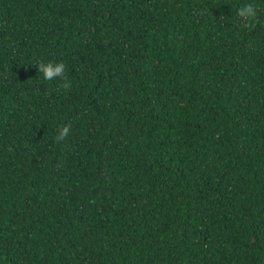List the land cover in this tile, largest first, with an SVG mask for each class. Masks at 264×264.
Here are the masks:
<instances>
[{"label":"trees","instance_id":"obj_1","mask_svg":"<svg viewBox=\"0 0 264 264\" xmlns=\"http://www.w3.org/2000/svg\"><path fill=\"white\" fill-rule=\"evenodd\" d=\"M0 264H264V0H0Z\"/></svg>","mask_w":264,"mask_h":264},{"label":"clouds","instance_id":"obj_2","mask_svg":"<svg viewBox=\"0 0 264 264\" xmlns=\"http://www.w3.org/2000/svg\"><path fill=\"white\" fill-rule=\"evenodd\" d=\"M237 15L243 21L242 27L253 28L255 27L256 18L258 15V8L253 3H246L238 9ZM36 65L38 66V71L42 74L44 80L53 81L59 78L63 80V88L67 89L71 87L70 82L67 81V77L65 76V64L63 62L49 61L45 63L41 61ZM69 131V126H62L58 130V134L55 137L56 141L64 140L67 137Z\"/></svg>","mask_w":264,"mask_h":264}]
</instances>
